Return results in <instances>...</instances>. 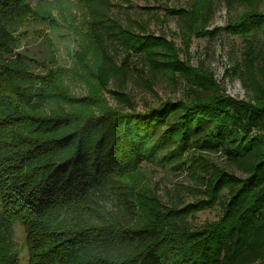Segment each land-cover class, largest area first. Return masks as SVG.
<instances>
[{"label":"trees","instance_id":"trees-1","mask_svg":"<svg viewBox=\"0 0 264 264\" xmlns=\"http://www.w3.org/2000/svg\"><path fill=\"white\" fill-rule=\"evenodd\" d=\"M219 1L243 10L207 30ZM261 2L195 0L165 11L191 33L245 42L243 81L254 97L238 100L181 62L165 37L118 22L112 0H0V264H19L15 225L26 264H264V41L250 43L264 35ZM35 23L70 36V68L28 69L19 50ZM132 58L150 79L183 71V97L137 110L124 90ZM194 151L219 153L239 176L198 164L201 200L186 205H165L127 180L143 162L180 168ZM215 206L216 222L187 223Z\"/></svg>","mask_w":264,"mask_h":264},{"label":"rangeland","instance_id":"rangeland-1","mask_svg":"<svg viewBox=\"0 0 264 264\" xmlns=\"http://www.w3.org/2000/svg\"><path fill=\"white\" fill-rule=\"evenodd\" d=\"M194 1L129 0V3L126 4L122 0H112L114 6L111 13L122 25L142 24L145 26L146 32L155 36H163L166 40L171 41L181 62L191 69L201 67L204 73L212 74L220 95H227L238 100H252L254 95L250 92V88L244 86L243 81L245 42L239 37L223 31L214 37L200 31L198 34L194 31L191 33L187 28L188 23L183 24L185 22H181L175 16L165 12L166 9H189ZM259 7L264 12V0L259 4ZM242 10L241 7L229 9L223 1L217 2L206 29L225 27ZM28 31V38L23 42L19 53L25 57L27 67L31 72L43 74L48 69L61 67L66 70L71 67L70 54L74 50V44L62 28L51 29L46 24L35 23L29 27ZM263 41V34H256L250 39L252 48L254 47L256 50L262 48ZM115 55L120 64L123 54L115 51ZM131 61L130 73L132 76L127 80L124 90L132 99L137 110L143 111L157 106L165 100L176 101L183 97L186 91L182 77L183 71L178 70L172 77L162 74L150 79L149 75L144 73L138 58H132ZM75 88L78 87L75 86ZM75 88L76 93H80ZM114 89L113 85L109 86V90ZM103 97L110 106H116V100L110 93H104ZM192 153H194L193 158L190 160L186 158L185 164L180 168L175 167V164L143 162L140 170L127 176V180L137 182L140 184L139 187L148 190L165 205L178 203L186 205L201 200L197 185L198 177L202 175V168L198 164L207 167L216 165L239 176L234 167L229 165L219 153L197 151ZM198 159L204 161L199 162ZM220 214L219 206L204 208L189 217L187 223L191 228L197 229L206 223L216 222ZM13 239L18 252L19 264H26L23 231L17 225L13 227Z\"/></svg>","mask_w":264,"mask_h":264}]
</instances>
